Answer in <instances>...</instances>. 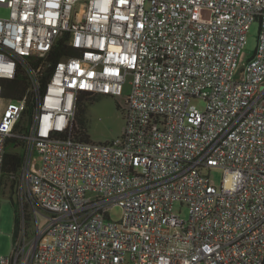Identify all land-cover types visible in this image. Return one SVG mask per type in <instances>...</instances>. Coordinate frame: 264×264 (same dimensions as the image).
Here are the masks:
<instances>
[{"label": "built area", "instance_id": "obj_1", "mask_svg": "<svg viewBox=\"0 0 264 264\" xmlns=\"http://www.w3.org/2000/svg\"><path fill=\"white\" fill-rule=\"evenodd\" d=\"M1 10L0 195L8 141L23 140L17 194L34 231L23 217L0 264H264V0H0ZM59 40L69 54L49 63ZM4 79L28 89L8 98ZM127 81L123 134L76 139L82 93L121 95Z\"/></svg>", "mask_w": 264, "mask_h": 264}, {"label": "rangeland", "instance_id": "obj_2", "mask_svg": "<svg viewBox=\"0 0 264 264\" xmlns=\"http://www.w3.org/2000/svg\"><path fill=\"white\" fill-rule=\"evenodd\" d=\"M1 15H6V10L0 11ZM260 31L259 21L252 23L245 45V56H251L257 46ZM131 91V85L127 81L124 84L123 93L121 95L112 96L108 94H99L92 102H87L85 120L87 125L90 140L97 143L112 142L120 137L126 126L125 108L127 106L128 95ZM199 106H203L202 100H194ZM119 106V107H118ZM33 163L40 164V155L34 154ZM211 177L218 186L223 182V171L220 168H214L211 171ZM8 188L3 186L0 195V255H11L14 250V236L16 232V225L14 221V207L10 198L7 195ZM26 205V204H24ZM177 211L179 205L177 204ZM183 216L187 215V209L182 208ZM110 216L113 220H120L123 216V209L120 205H115L110 209ZM48 220L46 217L40 215V229H43Z\"/></svg>", "mask_w": 264, "mask_h": 264}, {"label": "trees", "instance_id": "obj_3", "mask_svg": "<svg viewBox=\"0 0 264 264\" xmlns=\"http://www.w3.org/2000/svg\"><path fill=\"white\" fill-rule=\"evenodd\" d=\"M68 54L69 49L66 43H64V40H59L55 48L48 55L47 62L56 63L60 58ZM46 72L47 73L43 78V83H45L46 78H48V76L50 75L51 70L49 69V67L46 68ZM3 81L8 85L5 96L11 99H20L28 89V83H26V81H21V79H4ZM95 97L96 96H91L88 93H82L80 97L76 117L77 124L74 128V136L76 139H80L85 142L91 141L87 130L85 113L87 102H92ZM26 151L27 144L23 140H19L17 138L9 139L4 162V185H6L8 188L7 195L14 207V221L16 225L15 235L19 232L23 217L26 220L28 233L31 234L34 231L33 213L28 204L24 206L22 205V202L19 199V195L17 194V189L20 185L19 176L21 174V169L26 158ZM12 175H14L15 177H12Z\"/></svg>", "mask_w": 264, "mask_h": 264}]
</instances>
